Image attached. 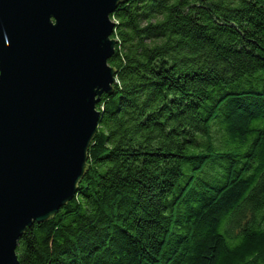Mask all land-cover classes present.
<instances>
[{
	"label": "trees",
	"instance_id": "obj_1",
	"mask_svg": "<svg viewBox=\"0 0 264 264\" xmlns=\"http://www.w3.org/2000/svg\"><path fill=\"white\" fill-rule=\"evenodd\" d=\"M74 199L20 264H264V0H130Z\"/></svg>",
	"mask_w": 264,
	"mask_h": 264
},
{
	"label": "water",
	"instance_id": "obj_2",
	"mask_svg": "<svg viewBox=\"0 0 264 264\" xmlns=\"http://www.w3.org/2000/svg\"><path fill=\"white\" fill-rule=\"evenodd\" d=\"M129 1L0 0V264L79 190L118 82L111 15Z\"/></svg>",
	"mask_w": 264,
	"mask_h": 264
}]
</instances>
